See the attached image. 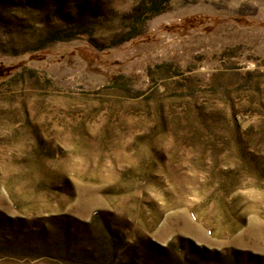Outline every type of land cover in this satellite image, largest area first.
I'll return each instance as SVG.
<instances>
[{
    "label": "rangeland",
    "instance_id": "374dc122",
    "mask_svg": "<svg viewBox=\"0 0 264 264\" xmlns=\"http://www.w3.org/2000/svg\"><path fill=\"white\" fill-rule=\"evenodd\" d=\"M139 1L0 0V264H264V0Z\"/></svg>",
    "mask_w": 264,
    "mask_h": 264
},
{
    "label": "trees",
    "instance_id": "16d2710c",
    "mask_svg": "<svg viewBox=\"0 0 264 264\" xmlns=\"http://www.w3.org/2000/svg\"><path fill=\"white\" fill-rule=\"evenodd\" d=\"M169 2L170 0H140L127 15L128 29L126 31V34H130V36L124 41L130 40L138 35L140 33L139 27L143 26L150 17L161 13ZM80 34L82 33L79 32V34H75L74 37H77ZM67 39L69 38L64 36H57L54 33H51L50 35V42L63 41ZM11 71L12 68H10L9 66L0 65V79L9 76L11 74ZM108 231L111 239L115 241V244L112 245L110 249V254H112L111 257H113L117 255V251L120 248L121 241L119 240L116 230ZM127 259L131 261L133 260V258H131L130 256Z\"/></svg>",
    "mask_w": 264,
    "mask_h": 264
}]
</instances>
